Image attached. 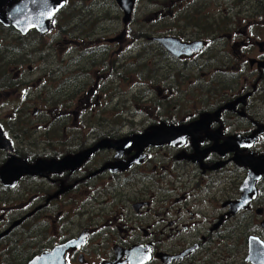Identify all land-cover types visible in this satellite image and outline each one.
<instances>
[{
  "label": "flooded vegetation",
  "instance_id": "flooded-vegetation-1",
  "mask_svg": "<svg viewBox=\"0 0 264 264\" xmlns=\"http://www.w3.org/2000/svg\"><path fill=\"white\" fill-rule=\"evenodd\" d=\"M234 1L0 0V264H264V0Z\"/></svg>",
  "mask_w": 264,
  "mask_h": 264
},
{
  "label": "water",
  "instance_id": "water-1",
  "mask_svg": "<svg viewBox=\"0 0 264 264\" xmlns=\"http://www.w3.org/2000/svg\"><path fill=\"white\" fill-rule=\"evenodd\" d=\"M48 3H52V1L51 2H49L48 1ZM131 5V4H130ZM34 12H40L39 14H37V15H41L43 12H46V10L44 11V10H37V9H35V11ZM36 15V16H37ZM26 16V15H25ZM180 42V41H179ZM169 45H170V47H169V49L173 52V53H176L177 54V52L178 51H180L181 50V54H185V55H187V56H191L192 55V53H193V51H198V50H196L195 48L198 46L197 45V43H193V44H181V43H176V42H173L172 41V43H169ZM168 46V45H167ZM90 153H92V151L90 152ZM89 155V154H88ZM86 158V157H85ZM13 159V157H11L10 158V160H9V164H8V166H10L11 165V160ZM76 160V159H75ZM258 164H259V166H264V158L263 159H260V160H258ZM26 163V162H25ZM28 166V165H27ZM32 169V168H31Z\"/></svg>",
  "mask_w": 264,
  "mask_h": 264
},
{
  "label": "rangeland",
  "instance_id": "rangeland-1",
  "mask_svg": "<svg viewBox=\"0 0 264 264\" xmlns=\"http://www.w3.org/2000/svg\"><path fill=\"white\" fill-rule=\"evenodd\" d=\"M233 2H236V1H234L233 0ZM234 4V3H233ZM235 5V4H234ZM226 13V12H224V11H221V13ZM205 13H209V14H212L213 12L212 11H206ZM191 14L193 15V11L191 12ZM193 17H194V15H193ZM140 18V17H139ZM182 18H184V17H182ZM206 18V15H202L201 13H200V19L201 20H204ZM187 21H188V23L190 24V25H192L194 22L192 21V17H187ZM182 24H184V23H182ZM192 29V27H190V28H188V30H191ZM187 31V30H186ZM199 47H196L195 49H198Z\"/></svg>",
  "mask_w": 264,
  "mask_h": 264
},
{
  "label": "bare ground",
  "instance_id": "bare-ground-1",
  "mask_svg": "<svg viewBox=\"0 0 264 264\" xmlns=\"http://www.w3.org/2000/svg\"><path fill=\"white\" fill-rule=\"evenodd\" d=\"M125 3H126V5H127L128 2L126 1Z\"/></svg>",
  "mask_w": 264,
  "mask_h": 264
}]
</instances>
